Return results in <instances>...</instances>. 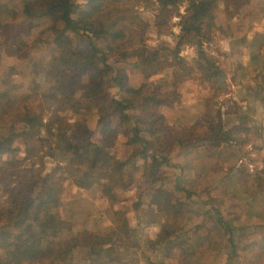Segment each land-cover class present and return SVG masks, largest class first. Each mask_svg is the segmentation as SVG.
Returning a JSON list of instances; mask_svg holds the SVG:
<instances>
[{
    "label": "trees",
    "instance_id": "1",
    "mask_svg": "<svg viewBox=\"0 0 264 264\" xmlns=\"http://www.w3.org/2000/svg\"><path fill=\"white\" fill-rule=\"evenodd\" d=\"M15 1L19 9L12 5V0H0V54L6 55L7 52L10 57L27 60L33 79L30 92L25 94L16 92L18 84L10 75L0 83V239L4 241L6 236L11 239L9 245L0 242V264L72 263L75 256L70 258V255L85 248L89 249V255L84 264H127L124 260L136 253L141 240L151 241L140 234L137 239L129 216L123 210H114L115 224L110 232L98 234L84 230L70 239L62 238L65 220L59 208L65 182L86 189L99 182L108 194L119 184L126 164L105 151L104 146L92 141L88 137L86 122L72 120L73 114H80L97 100L108 105L104 109L98 108L103 144L113 140L117 124L122 123L109 118L108 109L115 110L121 120L129 122L135 118L136 131L127 134V141L142 147L139 150L141 156L150 158V173H157L162 162L169 163V156L162 152L171 151L175 142L181 140L179 136H172L169 128L156 122L161 116L157 108L165 103L170 106L174 101L165 97L161 99L159 93L128 84L126 75L115 70L108 56L117 52L130 61L135 55L131 61L136 70L144 74L152 69L148 77L166 75L170 79H165V84L173 83L178 70L193 75L196 69L213 90L226 89V71L204 49V44L212 39L216 30L228 31L215 23L219 0H156L164 10L186 3L185 13L179 14L180 33L175 47L148 50L139 46L131 52L120 41L140 17L127 0H87L84 4L73 0ZM75 35L84 36L89 44L79 48L75 45ZM260 36L257 32L250 41L254 48L251 59H260ZM98 40L103 41L104 47L97 45L95 41ZM184 45L198 48L193 69H188V62L180 55ZM168 55L173 58L170 60ZM83 66L87 70V81L83 95L77 98L72 81ZM6 69L11 71L13 67L7 65ZM187 75L183 74L181 83L188 79ZM109 80L124 90L126 96L121 99L113 97L107 91ZM208 100L210 98L206 99L207 105ZM134 107L139 108V115L128 112ZM204 117L209 126L205 141L210 143L213 151L219 149L218 154L224 153L226 148L244 142L239 136V124L228 128L220 110L215 115L216 120L211 111ZM188 139L193 141L195 138ZM148 147L153 148L152 152ZM58 149L66 155L65 159L59 160L65 162V166L57 164L43 175L44 158ZM38 160L41 165L36 167ZM27 163H30L29 167L23 166ZM241 166L234 164L230 170L234 172L237 168L236 171L240 172ZM60 169L66 175L59 174ZM155 201L158 209L166 215L161 233L179 238V232L175 231L183 214V203L174 202L168 193L160 191L155 195ZM226 226L229 240L233 241L234 231L228 224ZM194 242L195 236L189 234L187 240H169L168 245L171 249V243H179V247L189 243V250L180 261L192 264L190 261L198 254ZM255 244L264 249V238ZM231 246V257H235L237 247L234 242Z\"/></svg>",
    "mask_w": 264,
    "mask_h": 264
},
{
    "label": "rangeland",
    "instance_id": "2",
    "mask_svg": "<svg viewBox=\"0 0 264 264\" xmlns=\"http://www.w3.org/2000/svg\"><path fill=\"white\" fill-rule=\"evenodd\" d=\"M73 1L84 4L87 0ZM127 1L129 6L133 4L140 19L129 27L127 36L120 41L122 46L130 52L139 46H145L148 50L162 47L173 49L180 33L179 14L185 13L186 3L164 10L156 0ZM12 5L19 9L15 0H12ZM226 5L228 10H225ZM215 23L228 31L216 30L212 39L204 44V49L219 61L227 73L228 85L223 90H213L196 69L193 75L178 70L174 80L176 83L172 80L173 83L165 84V79H170L166 75L148 77L152 69L144 71V74L136 70L131 61L135 55L129 57L130 61L117 52L108 56L115 70L126 75L128 84L159 93L161 99L165 97L174 101L170 106L165 103L157 108L161 116L156 122L169 128L171 135L179 136L181 140L175 142L171 151L162 152L169 156V163L162 162L158 172L151 174L150 158L141 156L139 150L142 147L139 148V144L137 146L127 141V134L136 131L135 118L127 122L119 119L115 110L108 109L109 118L122 123L117 124L113 140L103 144L98 108L104 109L108 105L97 100L92 107L88 105L80 114H73L72 120L86 122L88 137L92 141L104 146L105 151L126 164L119 184L108 194L104 192L105 186L99 182L89 189L65 182L62 206L59 208L65 220L62 238L70 239L84 230L98 234L110 232L115 224L114 210L120 209L129 216L137 239L140 234L151 241L141 240L134 256L130 255L124 260L127 264H183L180 258L185 257L189 243L182 248L179 243H171V249L168 244L169 240H187L189 234L195 236L193 246L198 253L194 261H190L192 264H264V249L255 244L264 238V0H219ZM257 32L261 34L257 47L260 59H251L254 48L250 46V41ZM74 41L79 48L89 44V40L80 35H75ZM95 42L104 47L102 40ZM197 52L195 46L182 47L180 55L188 62V69L194 68ZM169 58L171 60L173 56ZM115 59H119V62H115ZM7 65L12 66L13 70L6 69ZM31 71L27 60L24 62L10 57L7 52L6 55L0 54V83L10 75L18 84L17 93L30 92ZM183 74L188 79L181 83ZM86 75L87 70L83 66L73 76L77 98L83 95ZM107 91L118 99L126 96L125 91L110 80ZM209 98L207 105L205 102ZM37 104L38 101L33 103L34 106ZM134 104L136 106L137 103ZM218 110L223 113L228 128L239 124V136L244 140L220 154L217 153L219 149L213 151L210 143L205 141L209 126L204 120V115L210 111L216 120ZM128 112L139 115L140 110L134 107ZM140 127L145 128L143 125ZM188 138L195 139L190 141ZM152 150V147H148L149 152ZM65 156L59 149L48 154L44 158L42 174L50 172L57 164L65 166V162H59ZM39 162L36 167L41 165ZM27 164L23 166L29 167L30 163ZM234 164H242L240 172L236 171L237 168L234 172L230 170ZM58 172L66 175L63 169ZM236 173L241 175L236 176ZM158 191L168 193L174 202L183 203V214L175 231L179 232V238L161 233L166 215L156 204ZM224 222L234 231L233 241L229 240ZM10 240L6 236L0 242L9 245ZM231 242L237 247L236 258L231 257ZM88 250L74 251L70 255V258L75 256L72 263L61 261L57 264H84L88 259Z\"/></svg>",
    "mask_w": 264,
    "mask_h": 264
}]
</instances>
